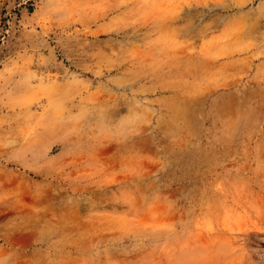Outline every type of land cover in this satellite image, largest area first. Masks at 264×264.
Returning <instances> with one entry per match:
<instances>
[{
  "label": "rangeland",
  "instance_id": "rangeland-1",
  "mask_svg": "<svg viewBox=\"0 0 264 264\" xmlns=\"http://www.w3.org/2000/svg\"><path fill=\"white\" fill-rule=\"evenodd\" d=\"M0 264H264V0H0Z\"/></svg>",
  "mask_w": 264,
  "mask_h": 264
}]
</instances>
